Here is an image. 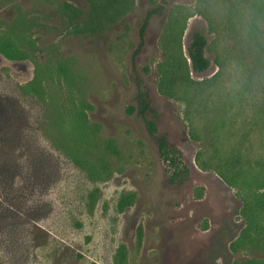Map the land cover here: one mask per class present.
Returning <instances> with one entry per match:
<instances>
[{"label":"rangeland","instance_id":"374dc122","mask_svg":"<svg viewBox=\"0 0 264 264\" xmlns=\"http://www.w3.org/2000/svg\"><path fill=\"white\" fill-rule=\"evenodd\" d=\"M160 3L0 0V45L18 52L0 51V264H116L122 246L127 264L264 258V51L251 18L243 0H167L134 55ZM196 30L203 73L183 60ZM183 75L191 86L172 80ZM138 76L146 119L190 169L183 183L132 109Z\"/></svg>","mask_w":264,"mask_h":264},{"label":"trees","instance_id":"16d2710c","mask_svg":"<svg viewBox=\"0 0 264 264\" xmlns=\"http://www.w3.org/2000/svg\"><path fill=\"white\" fill-rule=\"evenodd\" d=\"M110 3L113 0H104ZM123 2L127 0H122ZM232 7H236L238 0H229ZM244 14L248 15L251 19L249 21V38L252 40L254 45L260 50L264 51V0H243ZM167 5V0H161V3L153 8H150L143 20L140 27V43L135 51L134 55L139 52L141 46L144 43L146 27L149 23L150 18L162 10ZM242 24L240 14L234 11L231 17L228 18V29L232 33H239ZM181 32H183L181 30ZM251 42V44H252ZM208 39L205 34L200 31H194L192 40L188 46V59L183 56V60L190 69L196 73H203L210 65L211 60L206 56V47ZM0 51L6 53L7 56L14 58L17 56V49L10 44L0 45ZM190 60V62L188 61ZM190 63V64H189ZM188 73V72H187ZM189 76H180L178 79L173 76L172 80L178 83H185L188 86L190 81ZM137 105L132 107L136 113L145 119L147 128L150 134L156 139L158 144L159 153L168 166L170 172L169 181L171 183H183L190 176V169L184 162L182 151L174 144L170 143L166 135H157L158 127L155 120L146 119L148 112L153 111L152 101L149 90L145 85L143 79L137 77ZM120 256V259L118 258ZM116 264H127L125 261L124 247H120L117 252ZM236 264H264V258L251 259L245 262H236Z\"/></svg>","mask_w":264,"mask_h":264}]
</instances>
